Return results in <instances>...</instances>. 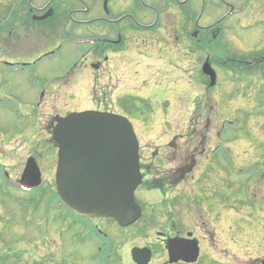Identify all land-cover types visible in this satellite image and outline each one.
Here are the masks:
<instances>
[{
    "label": "flooded vegetation",
    "instance_id": "flooded-vegetation-1",
    "mask_svg": "<svg viewBox=\"0 0 264 264\" xmlns=\"http://www.w3.org/2000/svg\"><path fill=\"white\" fill-rule=\"evenodd\" d=\"M149 41L164 45L165 49L167 41H174L180 74L198 75L199 79L203 77L208 85L205 89L210 94L218 86L219 79L222 85L228 84L223 83L221 74L225 78L229 72L240 74L242 89L230 96L229 107L224 108V112L233 114L244 111L247 116L251 115L248 116L249 120H256V111L264 110V0H0V108L10 110L9 102L1 94L3 90L17 89L19 83L27 85L26 89L36 94L32 104L24 100L27 108L33 112L27 113L28 119L33 114L40 117L42 109L50 107L55 110L54 104L60 102L65 94L68 96L63 98L62 106H69L74 100L72 89L79 87L81 75L92 74L95 78L110 79L115 68L120 67L118 59L129 63L131 53H136ZM68 52L73 57L69 63ZM64 56L67 60L61 65L57 60ZM56 61L59 63L58 74H55L56 66L52 64ZM207 66L216 75L213 87L211 77L205 72ZM12 79L16 80L15 84L11 83ZM228 80L230 84L233 82ZM96 81L101 82L100 79ZM192 100L196 106H193L195 112L200 114L201 106L196 104L198 101L201 103L200 97L194 96ZM213 107L204 106L203 109L209 114V109L214 110ZM69 114L71 112H65L64 116L50 115L46 135L41 132L40 122L39 126H29L27 131L21 133L27 137L34 135L37 139H32V136L16 141L21 147L28 148V159L19 178L11 176L7 167H0L1 186L24 193H37L45 186L41 168L43 163L48 164L50 171L55 170L56 178L59 147L53 131ZM23 117L20 115L18 120L21 121ZM220 131L219 128L218 135L210 139L208 148L197 153L195 150L187 153L174 151L171 149L173 143H169L168 150L160 156L155 155V151L151 156L139 153L143 180L135 199L141 208V217L132 225L121 226L116 220L107 218H82L71 213L60 201V210L74 222L75 229L69 239L81 243L82 249L90 255L82 264H144L146 256L139 254L133 257L136 249L150 250L151 260L147 264H153L157 254L150 234L158 224L161 231H154L153 238L161 248L160 264H190L184 261L170 263L168 244L175 239L198 241L199 257L191 263L198 264L205 245L196 226L188 223L197 219L199 222L205 217H209L211 222L212 214H217L212 211L223 209L218 212L217 221L211 222L215 228L214 224L221 223L229 214L226 202L210 206L214 203L212 190L215 185L220 186L218 181H214L215 160L211 157L215 153L228 156L232 152L231 141H221ZM251 141L259 144L256 139L252 138ZM220 143L223 149L217 151ZM42 147L48 152L45 158L41 157ZM171 152L174 153L173 157L170 156ZM15 153L17 155L18 151ZM53 157L57 158L54 167L51 162ZM31 158L37 162L42 183L26 192L19 182ZM37 158L41 159L40 162ZM225 171L227 177L222 178L223 184L230 175L228 169ZM202 178L204 184H201ZM154 193L159 195V201L148 204V196L153 195V198ZM144 196L146 202H142L141 197ZM70 228H62L57 234L56 231L51 233L50 243L53 245L57 242L56 237L60 243L54 247L48 246L47 259L38 255V245L33 246L32 250L24 248L19 252L23 254L21 257L25 260V254L32 252L31 256H37L43 264H71L60 261L52 254L64 246V235ZM213 231V228L208 230L207 235L214 237ZM208 249H211L210 246ZM263 263L264 256L258 260V264ZM0 264H5L1 256Z\"/></svg>",
    "mask_w": 264,
    "mask_h": 264
},
{
    "label": "rangeland",
    "instance_id": "rangeland-1",
    "mask_svg": "<svg viewBox=\"0 0 264 264\" xmlns=\"http://www.w3.org/2000/svg\"><path fill=\"white\" fill-rule=\"evenodd\" d=\"M253 42L255 41H248ZM152 43L142 45L139 51L131 53L129 63L118 59L120 67L115 68L110 79L95 78L92 74L85 77L81 75L78 79L79 87L72 89L74 100L72 99L71 105L62 106L63 98L68 94L62 95L61 101L54 104L55 110L50 107L42 109L40 117L33 114L29 119L26 118L27 113L33 112L27 108L24 100L27 99L32 104L36 97V94L26 89L27 85L19 83L17 89L3 90L1 97L9 102L10 110L0 108V167H7L11 176L20 177L29 152L27 147H21L16 141L34 136L27 137L21 133L27 131L29 126H39V122L43 129L42 134L46 135V127L50 124L48 119L52 114L64 116L65 112L81 114L85 111H108L102 113L123 115L133 124L140 143V153L144 156H151L154 153L162 155V152L168 150L169 143H173L171 149L174 151L183 150L187 153L195 150L197 153L198 150L208 148L210 139L218 135L220 128V140L231 141L232 152L228 156L215 153L211 157L215 160L214 181H218L220 186L215 185V189L212 190L214 203L210 206L226 202L229 214L221 223L214 224L215 228L211 222L217 221V214L223 209L212 211L217 214H212L211 222L209 217H205L199 222L197 219L185 223L196 226L205 245L204 254L198 264H258V260L264 256V110L256 111V120H253L254 118L249 120L248 116L251 115L247 116L244 111L233 114L224 112L223 109L229 107L227 103L231 99L230 96L242 89L240 74L229 72L226 78L221 74L223 83L228 84L222 85L219 79L218 86L212 89L210 94L205 89L208 85L203 77L199 79L198 75L180 74L178 58L175 59L178 52L174 41H167L166 49L164 45H157L153 41ZM69 54L68 52L66 55L68 63L73 60ZM66 60L67 57L64 56L57 61L63 65ZM57 61L52 63L56 66L55 74L59 73ZM227 78L233 82L230 84ZM97 79L101 82H97ZM11 83L15 84L16 80L12 79ZM194 96L201 99V103H198L199 101L196 103L201 106L200 114L193 108V106L196 108L192 100ZM204 106L213 107L214 110L209 109V114L205 113ZM20 115L24 116L23 121V118H20L21 121L18 120ZM223 119L227 121L224 122ZM36 128L38 132V127ZM252 138L259 144H253ZM32 139L37 137L34 136ZM38 146L40 148V144ZM222 149L223 145L220 143L216 150ZM46 155L47 149L42 147L41 157L45 158ZM173 155L171 152L170 156ZM37 160L40 162L41 159ZM56 161L57 158L53 157L51 161L53 167ZM179 162L181 164V161ZM41 168L44 171L46 188L45 186L43 189L40 188L37 193H24L0 185L1 261L5 264H43L37 256L35 258L31 256L32 252L25 254V260L21 257L23 254L19 252L27 247V250H32L33 246L38 245V255L47 259L48 246L54 247L60 243L58 237L57 242L53 245L50 243L51 233L56 231L57 234L62 228L71 227L64 235V246L52 254L60 261L82 264L90 255L85 253L81 243L69 239L75 229L74 222L70 220V216L59 210L55 170L50 171L46 163H43ZM225 169L229 170L230 175L226 184H223L222 178L227 177ZM201 184H204V178L201 179ZM152 196H148L149 201L145 196L141 197L142 202L147 200L148 204H157L159 195L154 193L153 198ZM212 228L215 229L214 237L207 235L208 230ZM152 231L151 242L157 254L153 264H160L161 248L155 244L156 238H153L154 231H161L160 224ZM209 246L211 249H208Z\"/></svg>",
    "mask_w": 264,
    "mask_h": 264
},
{
    "label": "water",
    "instance_id": "water-1",
    "mask_svg": "<svg viewBox=\"0 0 264 264\" xmlns=\"http://www.w3.org/2000/svg\"><path fill=\"white\" fill-rule=\"evenodd\" d=\"M211 86L215 72L207 66ZM59 147L56 191L72 213L83 218L114 219L121 226L136 223L141 217L135 193L142 184L140 144L133 124L122 116L86 111L62 119L53 131ZM19 184L24 190L42 183L35 159H29ZM169 245L170 263H194L199 257L198 241L175 239ZM146 256L151 251L134 250ZM264 264V263H263Z\"/></svg>",
    "mask_w": 264,
    "mask_h": 264
}]
</instances>
